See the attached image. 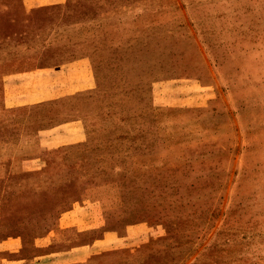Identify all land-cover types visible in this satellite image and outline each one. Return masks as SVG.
<instances>
[{
    "label": "rangeland",
    "instance_id": "obj_1",
    "mask_svg": "<svg viewBox=\"0 0 264 264\" xmlns=\"http://www.w3.org/2000/svg\"><path fill=\"white\" fill-rule=\"evenodd\" d=\"M102 1L0 0V137L64 133L0 177V257L72 237L88 260L115 264L127 252L104 247V231L142 224L168 231L151 246L164 263L264 264V0H183L182 18L118 47L98 27ZM184 92L193 125L224 136L179 168L133 176L131 156L158 142L157 103ZM107 181L118 208L92 207L88 223L65 213Z\"/></svg>",
    "mask_w": 264,
    "mask_h": 264
},
{
    "label": "crops",
    "instance_id": "obj_2",
    "mask_svg": "<svg viewBox=\"0 0 264 264\" xmlns=\"http://www.w3.org/2000/svg\"><path fill=\"white\" fill-rule=\"evenodd\" d=\"M102 3L105 5L99 10L96 21L104 42L109 47H118L130 38L140 37L151 27L178 20L183 17L187 9L183 0H103ZM151 91H154V87ZM157 104L152 120L154 135L158 142L151 150L131 156L129 172L136 177L179 168L186 163L190 148L200 142L224 136L208 133L205 128L193 125V118L187 116L184 110L185 106L196 105L192 93H178L171 102ZM189 122L192 123L191 130L184 127ZM5 129L9 131L8 127ZM54 130L38 127L35 131L14 137H0V177L27 168L42 152L47 137L63 138L64 133H56ZM77 130L74 129L72 133H77ZM51 131L54 134L50 136ZM80 200L82 204H73L65 213L70 216L80 214L85 217L87 223L88 218L94 213L91 211L92 207L104 212L116 209L122 203L119 185L115 181L85 187L81 192ZM73 233L74 231L71 232L72 236ZM56 235L58 237L60 234ZM167 235L168 231L145 228L144 225L138 224L134 227L127 226L121 231H104L103 245L124 249L127 252L123 258H118L115 264H168L159 260V256L151 247ZM70 239L58 238L56 243L47 246L48 239L42 238L44 243L37 247L36 256L21 260L8 259V261L0 257V264H96L87 259L93 252L91 246L84 249L74 245L72 237ZM144 244L150 245V250H147ZM9 251L17 250L10 248ZM136 259L141 261L138 262ZM195 263L199 264L192 259L187 264ZM100 264H112V261L104 260Z\"/></svg>",
    "mask_w": 264,
    "mask_h": 264
}]
</instances>
